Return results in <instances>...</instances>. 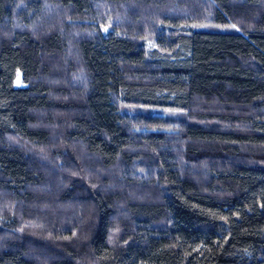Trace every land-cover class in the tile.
Here are the masks:
<instances>
[{
  "label": "trees",
  "instance_id": "obj_1",
  "mask_svg": "<svg viewBox=\"0 0 264 264\" xmlns=\"http://www.w3.org/2000/svg\"><path fill=\"white\" fill-rule=\"evenodd\" d=\"M0 264H264V0H0Z\"/></svg>",
  "mask_w": 264,
  "mask_h": 264
},
{
  "label": "rangeland",
  "instance_id": "obj_2",
  "mask_svg": "<svg viewBox=\"0 0 264 264\" xmlns=\"http://www.w3.org/2000/svg\"><path fill=\"white\" fill-rule=\"evenodd\" d=\"M198 27H201V28H211V29H214V28H217V27H213V26H210V25H200ZM14 85L15 86H20L21 83L19 81V76L17 75L15 80H14ZM160 112H164V111H160Z\"/></svg>",
  "mask_w": 264,
  "mask_h": 264
}]
</instances>
